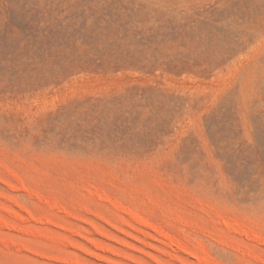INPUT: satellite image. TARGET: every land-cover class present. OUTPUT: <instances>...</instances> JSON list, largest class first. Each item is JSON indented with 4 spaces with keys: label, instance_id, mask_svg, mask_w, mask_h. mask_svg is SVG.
<instances>
[{
    "label": "rangeland",
    "instance_id": "374dc122",
    "mask_svg": "<svg viewBox=\"0 0 264 264\" xmlns=\"http://www.w3.org/2000/svg\"><path fill=\"white\" fill-rule=\"evenodd\" d=\"M0 264H264V0H0Z\"/></svg>",
    "mask_w": 264,
    "mask_h": 264
}]
</instances>
